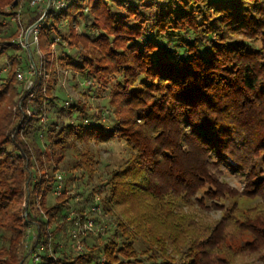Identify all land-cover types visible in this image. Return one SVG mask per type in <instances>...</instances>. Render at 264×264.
<instances>
[{
    "label": "trees",
    "instance_id": "trees-1",
    "mask_svg": "<svg viewBox=\"0 0 264 264\" xmlns=\"http://www.w3.org/2000/svg\"><path fill=\"white\" fill-rule=\"evenodd\" d=\"M19 1L0 0V31ZM26 9L27 28L38 13ZM88 16L97 35L76 32ZM38 32L29 88L17 80L29 70L28 55L23 59L22 48L0 36V57L7 61L0 78V264H23L26 255L37 256L35 264H141L132 255L135 241L147 246L142 253L149 264H229L226 252L244 251L256 254L250 264H264L258 252L264 219L249 218L238 204L243 195L264 200V0H65L63 8L48 10ZM54 37L80 51L95 44L107 63L92 69L80 55L54 60ZM40 60L47 76L56 61L82 74L121 76L118 97L132 107L130 115L113 110L109 126L90 124L86 106L66 108L64 100L61 115L75 114L76 123L43 125L47 105H55V79L52 72L42 76ZM40 133L47 147L39 146ZM69 137L84 144L73 168L88 181L96 161L85 146L92 140L119 139L130 154L83 200L63 187L50 204L46 195L60 186L56 174L66 170ZM224 168L246 176L240 194L221 178ZM208 202L220 218L200 217ZM97 204L108 217L101 243L77 249L69 232L70 247L58 249L54 239L66 231L67 217L71 225L94 222ZM134 207H144L139 218L128 214ZM31 229L33 243L25 250ZM235 231L248 242L236 246Z\"/></svg>",
    "mask_w": 264,
    "mask_h": 264
},
{
    "label": "rangeland",
    "instance_id": "rangeland-1",
    "mask_svg": "<svg viewBox=\"0 0 264 264\" xmlns=\"http://www.w3.org/2000/svg\"><path fill=\"white\" fill-rule=\"evenodd\" d=\"M26 4V0L19 1V4L15 7L13 13L7 18L8 20H3V22H7L4 24L3 29L0 31V36L3 35L8 39L13 40L20 34L25 33V22L27 19L26 12H28V10L26 9ZM27 6L29 7L28 4ZM17 12L19 17L17 16ZM90 18L91 17L88 16L85 21L79 20L78 24L75 26L76 32L78 34L88 33L90 31ZM60 27L63 32H67L68 24L66 22L61 23ZM91 31L94 35L98 34L97 30L93 29ZM37 35H39V32ZM53 40L55 42L52 46L54 60L58 59L59 57H63V55L65 54L73 56L75 58L80 55L83 59L85 58L86 60H90L89 63H91V66L93 67L92 69H94L96 62L98 63L100 68L104 66L105 63H107V61H102V59L100 61V52L99 49L96 48L95 44L92 45L86 43V46L80 51L78 49L70 47L66 40H60L58 37H54ZM255 44V46L259 45L258 43ZM9 53L18 52L15 50H11L9 51ZM19 54L23 59H25V56H27V51L25 49H22V51H19ZM39 55L41 56V54ZM3 57L4 55L0 57V63H2V65L0 66V78L5 74L7 68V61ZM39 62V64H42L38 68L39 70H41L40 73H42V76L44 78L48 76L50 77L52 76L50 72H52L54 76L53 78L55 79V83L53 84L52 89V96L54 97L53 102L55 103V105H47L46 111L40 119L43 125L46 124L49 126L52 122L58 121L60 119L63 120L64 123H69L70 121H74V123H76L75 114L70 116L61 115L59 105H62V101L64 100L69 101L68 105L79 102V104L86 106L88 115L92 117L91 119H89L90 124H98L99 122H101L105 127L109 126L114 121V117L112 115L113 110L114 114H117L119 117H128L130 115V110L132 109V107L126 106L122 102L120 97H118L119 92L117 90V83L121 82V76H113V74H107V72L105 71L96 75L94 74L95 76L93 74L87 73L82 74L72 71L68 68H62L57 61L53 69L51 68L52 70L50 69L48 71L49 75L47 76L44 73L45 65L43 64V62L41 63V60ZM32 63L34 64L33 60ZM34 68L37 70L35 64ZM36 70L34 71V73L36 72ZM30 72L32 71L26 70L19 72L22 75V78H17L19 87H30V81L32 78ZM112 96L114 97L113 105L110 104V99ZM68 105H66L65 107L67 108ZM39 139V146L45 145V147H47L43 134L42 137H39ZM68 139L69 146L66 150L64 162V169L66 170H62L57 173L62 175V179L60 182L61 188L59 189V191L58 189H54L46 195V202L50 204L54 202V197L62 191L63 187L68 194L74 193L76 195V200H83L85 197V193H88L90 191V188L103 186L106 183L111 172L116 168L123 166L124 161L130 154V150L128 149V147H126L123 141H120L119 139L100 143L92 140L85 146L93 159H95L96 161L95 165L93 166L95 169L94 177L91 181H88L84 174V171L80 169L79 166L73 168V166H75L74 162L78 158V152H81L84 149V144L81 141L77 140L71 141V139H73L72 137H69ZM228 163L230 165H235L234 161H232L231 159H228ZM221 178L228 184L229 187L234 190L236 194H240V192H242V189H244L246 185V176L241 172H233L229 168L223 169V175ZM130 179L132 182L135 181V179L133 178ZM128 204L130 207H132V205L139 206L137 203L134 204V201L131 200H129ZM238 204L242 205V207L247 210V215L249 218L255 216L256 218L264 219V200L260 197L243 195V198L238 200ZM207 206L211 208L205 209L203 214H200V217H206L207 220L220 218L221 211L219 209L210 206L209 202L207 203ZM125 207H128L127 204L125 205ZM120 209H123V206ZM144 211V207H134V209L131 208V210L128 211V214L130 217L136 216L137 218H139V216H142ZM94 216L96 218V221H92L93 228L92 230H90L91 234H79L78 239L81 247L80 249H84L86 245H91L94 242L101 243V239L106 236L108 217L101 210V205L99 206V204H97V213ZM70 219L71 217L68 216L66 231H64V233H59L54 239L57 242L58 249L66 250L67 248H69L70 242L66 239L67 235L69 234V232L73 233L77 230L76 224L71 225L69 223ZM60 221L61 217L58 219V223ZM54 227L55 224L52 226V228ZM33 233L34 230L31 229L25 239V250H28L33 243ZM241 234H243L241 231H235L233 234L235 242L234 244L236 246H241L245 242H248L247 239H249V237L245 234ZM141 245L145 246L143 243L140 244L139 241H135L133 243V248L135 249V251L132 252V255H136L138 259L142 260V262H140L141 264H149V261L146 260V255L142 253V251L146 252L147 246H145L144 249ZM258 252H260V255L264 254V248H262ZM255 255L256 254H252L249 251H244L236 255H232L229 252H226L229 264H250L256 257ZM258 256L259 255L257 254V259H255L256 261L259 258ZM32 257L30 255H26L23 264H35L39 262L37 256L35 258Z\"/></svg>",
    "mask_w": 264,
    "mask_h": 264
},
{
    "label": "built area",
    "instance_id": "built-area-1",
    "mask_svg": "<svg viewBox=\"0 0 264 264\" xmlns=\"http://www.w3.org/2000/svg\"><path fill=\"white\" fill-rule=\"evenodd\" d=\"M26 2L32 10L38 13V18L34 23H32L26 28L25 33H22L19 36L15 37L13 41L20 48L25 49L27 51V55L30 59L29 71H32L30 72L32 75L35 71L34 64L32 63V49H37L38 47V37H37L38 35L37 34L39 31V27L46 20L48 10L63 8L65 6V0H26ZM18 12H17V16L19 17ZM17 78L19 79L22 78L21 73H17ZM68 104H69V101L66 100L65 105H68ZM39 137H42V133L39 134ZM56 177L58 180L62 179L61 174H56ZM59 188L60 186L57 188L58 191H59ZM95 200L98 201L99 197H95ZM75 224L77 225V230L73 232V237H75L76 239V244H75L76 248L80 249L81 247H80V243L78 239L79 234L84 233L85 230H92L93 222L91 219L87 218L83 224H80L78 221H76Z\"/></svg>",
    "mask_w": 264,
    "mask_h": 264
}]
</instances>
